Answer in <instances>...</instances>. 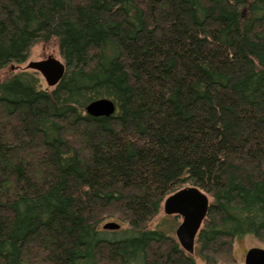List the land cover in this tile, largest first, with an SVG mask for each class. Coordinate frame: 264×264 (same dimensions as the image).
<instances>
[{"label":"trees","instance_id":"trees-1","mask_svg":"<svg viewBox=\"0 0 264 264\" xmlns=\"http://www.w3.org/2000/svg\"><path fill=\"white\" fill-rule=\"evenodd\" d=\"M39 43L66 73L0 82V264H238L235 240L264 245V0H0V73ZM100 99L116 113L89 116ZM188 186L211 203L193 256L150 228Z\"/></svg>","mask_w":264,"mask_h":264},{"label":"water","instance_id":"water-1","mask_svg":"<svg viewBox=\"0 0 264 264\" xmlns=\"http://www.w3.org/2000/svg\"><path fill=\"white\" fill-rule=\"evenodd\" d=\"M26 69L40 74L49 88L59 85L66 73L64 62L54 57L30 62ZM116 111V104L109 99L96 100L86 108L87 114L95 118L110 117ZM210 205L208 195L194 186L179 190L169 196L163 204L165 215L178 216L182 219L175 235L181 248L191 256L195 254L196 239L207 218ZM119 228L120 226L113 222L104 226L105 230ZM245 264H264V248L250 249L246 254Z\"/></svg>","mask_w":264,"mask_h":264},{"label":"rangeland","instance_id":"rangeland-1","mask_svg":"<svg viewBox=\"0 0 264 264\" xmlns=\"http://www.w3.org/2000/svg\"><path fill=\"white\" fill-rule=\"evenodd\" d=\"M49 57H54L63 62L62 58L59 55L58 47L55 43L36 44L32 48L31 53H30V58L25 64L19 65V66L12 65L0 73V82H2L5 79H8L11 75L26 71V68L30 62L42 61ZM28 71H31V70H28ZM40 77L42 78L41 75ZM43 82L45 86L48 87L44 79H43ZM175 218L176 216L165 215L164 211L162 210L161 213L156 218H154V220L151 222L150 228L153 230L160 229L162 231H165L167 234L170 233L176 237L175 235L176 229L182 223V219L180 218L179 221H176ZM110 223H112V221ZM252 248H264V245H261L260 243H258V241L254 239L252 236H247V237H243V238L235 240L234 250H235V256L238 261V264H245L246 254ZM194 257L196 259L197 264H204L202 259L197 254L194 255Z\"/></svg>","mask_w":264,"mask_h":264}]
</instances>
